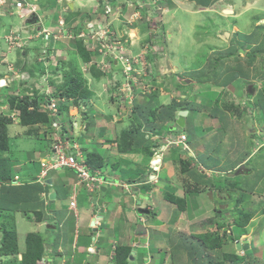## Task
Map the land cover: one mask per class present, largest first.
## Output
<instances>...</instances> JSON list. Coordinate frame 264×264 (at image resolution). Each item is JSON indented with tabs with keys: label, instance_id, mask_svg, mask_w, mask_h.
<instances>
[{
	"label": "crops",
	"instance_id": "0c3cea01",
	"mask_svg": "<svg viewBox=\"0 0 264 264\" xmlns=\"http://www.w3.org/2000/svg\"><path fill=\"white\" fill-rule=\"evenodd\" d=\"M30 1L37 4L39 15L43 18L44 24L50 26L51 29L57 26L58 19L62 15H65L67 19V26L69 25L70 28L76 31H85L86 33L92 30V27L97 28L106 21L103 16L104 7L98 0H64L62 4H59L58 0ZM112 1L114 6H124L125 4L129 5V3L136 5L141 2L146 4L145 9L141 11V19L133 25L126 24L127 20L124 19L125 16L114 22L112 21L110 25V28L117 32L120 37L124 36L127 38L128 33L134 36L132 45L126 43L133 54H138L146 43L156 46L159 51L164 49V52H166V48H168V38L166 36L168 35L171 39L174 37L173 33L170 32V27L173 28V26L168 27V25L171 24V22L176 23V27L174 28L184 34L181 33L183 36V38H181L183 43H181L182 48L180 50L189 51L190 57L195 58L198 55L195 48H200L202 50L204 47L207 51L209 49L208 56L202 61L203 65L199 62L198 65L194 66V71L197 69H204L205 67L210 68V66H213V64L217 62V60H213L211 57V47L203 43H196L197 41L193 39V35L198 34L197 28L203 27V25L207 26L209 23L212 24L213 28L209 27L205 36L213 37L211 38L212 47H215L217 52L225 53V56L230 55L228 52L237 49L242 58V52L244 50H239V48L236 47L241 43L250 41L253 35L256 36L257 34H261L259 39L254 40V42L259 41L257 46L263 45L264 43V27L259 28V22L262 18L259 22H257L259 19L257 18L254 24L255 26H250V29L244 30L242 28V26L246 25V23L241 24L239 21L242 17L241 14H243L241 10L242 7H240L242 0H164L162 4H159L163 12L155 11L151 5V0ZM218 3H222V7L224 8L221 7V10H217ZM261 4L260 6H252L251 9L248 7V10H246L244 14L250 12L259 13V11L261 14V8H264V0H262ZM126 7H124L125 10L123 9V11H127L128 15L135 10L132 6ZM63 9H66L65 13H63ZM18 14L19 12L12 9L11 3L0 9L1 32L2 30L3 33L11 29L15 30V20L18 21L20 18ZM112 18L113 17H111V19ZM34 21L33 19L28 22L30 24V22ZM187 29L189 30L187 31ZM241 30L245 32L243 33ZM219 33H224L225 36L226 33H228L229 36L226 37L227 42H222L220 39L218 40V37H220ZM76 40L78 41L81 39ZM213 40L218 41L217 44L213 43ZM158 42L161 43L159 44ZM1 43L2 41H0V46L3 44ZM40 44L42 45L43 43L40 42ZM183 46L185 47L183 48ZM217 47H220V49H217ZM39 48L41 50V46ZM193 49L196 53H193ZM64 52L66 51L64 50ZM68 52L69 51H67V53ZM217 52L214 53L215 56ZM77 54L76 52V55ZM27 56L23 54V58ZM222 60L225 65V73L222 72L220 76L215 75V77L219 79L218 83L215 81L216 79L213 78V83H205V85H208L213 91L222 90L225 93L229 92L232 96L230 103H234L236 107L216 108V106L211 104L213 99H210V102L207 104L202 102L204 106L206 105L204 110L193 113L199 116L207 115L208 118L205 124L201 121L202 124L199 125V129L206 131V137L204 139L198 138L192 142H190L188 138V145L191 153L185 154L183 152V156L188 154L187 161L190 160L191 163L190 172L187 173L189 176L191 175L193 179V189H191L192 191L190 190V194H186V192L184 194V190L179 188V184L174 178L175 173H177L179 169L177 164L179 159H181L180 156L174 155L172 158H168L166 157L167 151L164 153L162 171L161 167L158 168V172L161 171L159 174V183L147 184V180L149 179L148 176L150 175L149 167L152 155L148 154L149 157L147 156L148 159L146 160V155L141 151L125 150L124 152V150L120 149V145L115 142L116 139L118 140L117 137L121 131L126 130L125 132L130 134L137 123L135 117H128V122L121 124H117V121H119V119L121 120L122 117H127V112H135L131 109L121 108L117 103L113 106V104L107 102L108 100L105 96L101 97V101L103 102H98V104L95 103V108L97 110V126L100 129V131H97L100 132V134L98 133L97 142L93 143V147L99 146V149L95 151L92 149L93 147H88L86 150L88 153H97L102 157L103 165L94 169L96 171L99 170L103 179L107 181H117V175H121V173L127 170L123 169V167H125L128 162H133L140 166L137 180H129V176L122 177L118 180L121 184H124V187L121 188L123 190V195L119 196V199L114 194L108 195L107 197L101 195L102 193H107L108 188H118V186L108 188L102 187L101 194L97 191L93 195H88L84 188L78 187L76 172L68 168L51 171L50 180L52 184L40 185L38 178L42 171L41 162L48 159L52 153L55 137L49 132L44 133L46 135L44 138L28 136L26 134L27 127H20L17 121L10 126V149L5 157L8 159L10 167L14 170V177H12L11 182L0 181V210H3L2 213H4L6 209H9L10 211L8 212L10 213L15 212L16 214L18 212L21 214V217L16 219V222L18 221L16 231L18 232L22 230L21 228H23L25 220L35 225L31 227V230L34 231L31 233L45 234L48 230H50L51 233L55 232L54 234L56 235L52 241L46 245L47 250L44 259L38 264H115L114 244L128 245L133 248L134 257L130 260V264H136V259L139 255H141V258L144 260L142 264L148 261V256L152 258V260L150 259L152 264H166L167 257L169 258L172 254V252L167 251V249L172 250V246H176L177 248L179 243L182 245L176 252L181 259H184L186 253L184 242L182 241L183 237H189L192 234L201 235L215 230V226L208 222L210 219L213 220L215 212L217 211V205L219 206L216 202V195H218L219 198H221L220 195H222L225 201L229 200L228 197H231V194L219 190L221 185L215 182V178H222L221 175L227 173L232 174L238 172L235 173V175H229V178L235 177L236 179L242 180L240 184H238V182H236V184H238V188H242L245 193L250 194V197H247L244 196V193H241L247 202L252 204L255 199V201L264 205V163L255 165V162H253L254 158L261 157V153L264 151V96L262 92L264 86H262V90L258 88L259 79L264 81V76H258V73L248 76L246 67L243 66L246 61L245 59L237 60L234 58L222 57ZM165 61L166 60L163 62ZM163 62H161L163 67H159L156 79L151 78L153 84L161 83V88L165 84L163 82L168 81L165 79L166 73L169 74L166 76V78L169 79L172 78L176 72L173 70L174 66L171 61L165 62V66ZM151 63L153 66L155 65L154 62L151 61ZM189 63H193L194 65L196 61L192 60ZM32 64H35V61L30 62L28 65ZM35 66L38 69L41 67V70H43L42 67H44L43 65L37 66V64ZM153 66H151V71L154 68ZM209 70L210 73L213 71V69ZM223 74H225V76ZM147 75L148 74H146V77ZM146 77L145 79L147 80ZM62 81L64 82L65 78L60 79L57 85L61 84ZM140 81L145 82L141 80V78ZM183 81L187 86L190 85V82H193H188V79ZM247 83L248 85L251 83V85L248 86ZM248 87H250L251 92L247 90ZM185 90L187 89H181V94L190 93L189 89L187 92H185ZM95 91L92 90L91 92H100L101 95V91ZM181 94L178 97L179 99L193 101L189 100L191 98L187 95ZM242 94L244 96H242ZM173 97L174 96H172L171 101L168 103L166 102V104L162 103L163 101L161 100L160 105L166 106L172 103L174 99L179 101L177 96L176 98ZM210 98L213 97L210 96ZM204 106L202 105V107ZM206 110L207 114L205 113ZM3 111V113L7 114L5 107ZM72 111L73 113L79 114L77 108H73ZM121 112L123 116L118 119L117 115L119 114V116H121ZM136 115L139 116L138 113H136ZM82 116L84 115L81 114V117ZM219 119H221L222 124ZM80 124L85 125L86 123L79 120L77 116V129L81 128L80 126L82 125ZM132 124L134 125L132 126ZM88 126L90 127L91 125L88 124ZM14 128H18V135H21L20 139L32 141L30 143L37 140L42 147L37 148V151L34 149V151L31 152L32 155L26 153L22 154L25 158L23 156L21 159L15 158L11 153L13 151L11 148V140L15 138V133H13ZM88 129L89 128H87L86 131H88ZM172 129L176 130L175 127H172ZM146 134L145 138L147 139ZM168 136H171V134L162 133L154 137L162 140ZM138 137L139 135H137V138ZM129 141H131V139ZM24 145L22 146L23 153L25 152ZM221 147L224 149L223 151H221ZM178 149L177 151H179ZM10 157L14 158L11 159ZM14 159L19 160H16L15 163L13 162ZM28 160H30V162ZM156 163L157 166H160L162 159H157ZM169 166L171 167V172L167 175L165 181H162L163 173L169 169ZM241 167H243V170H240ZM181 175L183 174L181 173ZM230 183L233 184V182ZM165 184L172 188L173 193L169 192L170 194L183 197L186 200V210L184 212H179L176 205L166 201L167 204H164L165 209L162 212L160 207L162 200L157 204L154 199L156 206H152L151 209L154 212H158L157 217L149 220L142 216L139 213V207L142 205L149 207L147 201H153L152 193H155L153 188L160 185L162 189V186ZM196 187L201 188V191H195L194 188ZM118 189H120V187ZM118 189L115 190L118 192ZM26 192L28 194H26ZM53 193L57 195L55 199L51 201L49 197ZM226 195H228V197H226ZM238 195H240V193ZM72 201L76 202L75 211L71 209ZM140 201L142 205H139ZM224 205H221V207ZM167 209L171 211L169 222L172 220L174 224L176 223L174 227H169V230L164 223L155 222L156 220L161 221L165 217ZM40 212L42 213L41 220H39V215H37V213L40 214ZM219 213V215L223 217V222L226 223L230 221L229 217L224 215V211H219ZM109 215V219H111V230L120 231V238L114 236L111 240L107 241L101 233V228L103 221ZM1 218L2 215H0V219ZM96 218L98 219V223L96 228H93L92 226ZM263 218L264 209L253 213V219L250 221L246 230V237L242 236L241 239L247 238L249 243L252 244V230L254 227L256 228L255 224L257 221ZM151 221L152 224H150ZM139 225H144L148 229V241L145 247L142 246L141 243L135 241L137 238L136 230ZM6 227H9L7 223L4 225L0 222V240L3 238ZM27 227L28 225H25L23 230H28ZM250 227L253 228L250 229ZM240 233L244 234L245 230L238 229V233L233 232V235L236 234L237 236L240 235ZM19 234H23V231ZM155 234L162 238V241L155 243L156 248L165 250L160 257L161 259L157 261L154 259V255L151 252L153 248L151 242ZM18 245L19 253L16 255L2 256L0 254V264H22V253L26 246L24 249L22 248L21 237H19ZM143 251L145 253H143ZM54 259L58 261L55 262Z\"/></svg>",
	"mask_w": 264,
	"mask_h": 264
},
{
	"label": "rangeland",
	"instance_id": "374dc122",
	"mask_svg": "<svg viewBox=\"0 0 264 264\" xmlns=\"http://www.w3.org/2000/svg\"><path fill=\"white\" fill-rule=\"evenodd\" d=\"M261 2H262V0H242L240 7H242L241 10L243 11V14H244V12H246V10H248V7H250L249 9H251L252 6L253 7L254 6H260ZM111 5L113 7L112 15L110 16V18H106L107 15L105 13H103V16L105 17V19H107V21L111 20L114 22L117 19L119 20L120 18H123L124 12L122 10V6L121 5L114 6L112 4V2H111ZM222 6H223L222 3H218L217 10H221L222 8H224ZM121 13H122V16H119ZM243 14H241L242 17L240 18L239 21L241 24L246 23L245 26H242V28L244 30L250 29L251 28L250 26H255L254 24L256 23L257 18H259L257 20V22H259V20L262 18V20L259 22V28L264 27V21H263V19H264V8H261V14H260V11H259V13L258 12H250V13H245L244 15ZM18 16L20 18L18 19V21L15 20V25H14L15 30L11 29V30L3 33V30L1 32V29H0V41H2V43L4 44L3 45L1 43L2 46H0V116L1 115L2 116H8L9 118H11V120L15 119L17 122H19L20 127H27L26 134L28 136H36L38 138L39 137L44 138V136H46L44 133H45L46 129H48L47 126L43 127L44 122L38 123V124H41V127L38 125H32L29 127L24 126L22 124L20 116L17 115V113L15 112V109H16V107H18L20 105H22V106L26 105V106H28L29 111H30V108H35L36 106H38V107L42 106L44 103H46L48 101V99L52 95H57L58 97L64 99L65 95H60V93H58V92L62 91L65 85H61L60 89H58L57 90L58 92H57L56 86H58L57 85L58 81H60V79H62V78H66V76H69L72 78V76L75 75L78 77L77 79L80 80L81 87L86 88L87 91H89V93H90V95L88 96L89 99L82 101L83 106L86 107V111H84V112L87 113V116L82 117L81 120L86 124L84 125V128H83V124H80V125H82V126H80L81 131L80 130L77 131L76 140L79 142V144L83 148H85V149H87L88 147L92 148L93 143L97 142L98 133L100 134V132H98V131H100V129L97 126V120H96L97 110L95 108V103L98 104V102H103V101H101L102 100L101 97L105 96L108 100L107 102L110 104H113V106H114V104H116V102L114 100L115 99V92L117 91L118 88H121V86H123V83L126 81V78H125L124 74L122 73V66H121L120 59L123 57H126L125 55L127 53L129 54V52H131V51L127 46L128 43L127 44L125 43V37L124 36L120 37L118 35V33L114 31L116 38H118L121 42L122 48L118 47V49L114 50L113 55H110L111 53L107 50V48H104L103 52L108 53L109 54L108 56L100 54V53H98V51H92V48L86 42V40H83V43L86 46V50L89 52L90 56L93 55L91 57L92 59L85 62L84 60H82V58L78 54L76 55V52L78 53V46L76 44L77 40L75 38H73V39L64 38L63 39L62 37H60L57 40H55L52 37V39H47L48 37L46 34L45 35L39 34L42 30L39 28L40 27L39 22L44 23V20L41 17V15L36 17L33 15H26V14H24V12H21L18 14ZM111 17H113V18L111 19ZM31 18H34V19L39 18V20H41V21L36 19V22L35 21L30 22V24H29L28 21L33 20ZM64 18H65V22H66V31L69 34L73 28H70L69 25L67 26V19H66L65 15H64ZM44 26L46 28L50 27L46 24H44ZM169 26H173V28L170 27V32L173 33L174 37H173V39H171V38H169L168 35L166 36L168 38V48H166V52H164V49H162V51H158V49L156 47L154 51L146 52L145 50H141L139 52V54L137 55V56H141V58H144V59L146 57V65H147V69L149 70L146 78H147L148 82H150V83H152V81H153L151 78L156 79L159 67L162 66L161 62H163L164 60H166L165 62L171 61V63L174 66L173 70L176 71L175 75L169 79L166 78V76L169 75L166 73L165 79L168 81L163 82L165 84L163 85L162 88H161V83L160 84H158V83L153 84V86L150 87L153 90V92L151 94H149V96H151L152 94L157 95L155 103H153V105H150V106H152L151 108L156 109L157 108L156 106L161 107V105H160L161 100L163 101L162 103L166 104V102L168 103L169 101H171L172 96H174L173 98H176V96H177V99H179L178 97L181 94V92H180L181 89H187V90H185V92L190 90L189 94L182 93L181 95L185 94L191 98L189 100H193V101L197 102L198 104H201V107L198 109L199 111H202V110H204V108H206V105L204 106V104L202 102H205V104H207L208 102H210V99L216 100L217 104L215 103L214 106H217V107L219 106V108H221V106L226 107L229 104H231L233 107H236V106H234L233 103H230V100H232V96L229 92L225 93L221 89H220L221 91H218V90L213 91L208 85H205V84L200 85V84L195 83V81L193 80L192 73H196L198 71V69L194 71L193 68H195L194 66L198 65L199 62L203 65L202 61H204L205 57L208 56L209 49L207 51V49L204 47L202 48V50L200 48H195L197 53H198L197 57H195V58L190 57L189 51L180 50L182 48L181 43H183V41L181 40V38H183V36H182L183 33L181 32L182 33L181 34L179 32V30L174 28V27H176V23L171 22V24H169L168 27ZM193 26H191V27H193ZM209 27L213 28L211 23H209V25H207V26L203 25V27L197 28L198 34L193 35V39H195L197 41L196 43H200V44L203 43V44H206L208 47H211V50H210L211 57L213 60H217L216 56L214 54L217 51H216L215 47H212L213 44L211 43V38H213V37L205 36ZM188 30L189 29H187V31ZM241 31L243 33L245 32L243 30H241ZM11 32L14 34V38H15L14 41L12 40V42H13L12 44L9 43V38H8V37H10ZM78 32H81V31H78ZM83 32H85V31H83ZM8 34H9V36H8ZM200 34H201V36H200ZM219 35H220V37H218V40L220 39L222 42H227L226 37H228V36H225L224 33H219ZM260 35L261 34H257L256 36L253 35L250 41H246L243 43L244 47H241L242 43L237 45L236 48H239V50H241L243 48L242 50H244V51L243 52L241 51V52L243 53L244 58H245L246 53L251 54L252 52H254L257 49L256 46H257V43L259 41L254 42V40L259 39ZM162 37H163V34H162ZM118 39H117V41H119ZM40 42H42L43 44L41 45ZM217 42L218 41L213 40V43L217 44ZM158 43L160 44L161 42H158ZM107 44H109V43L107 42ZM35 46H37V47H35ZM40 46H41V50L39 48ZM97 46H99V45H97ZM184 47L185 46H183V48ZM261 48L264 52V43L261 46ZM38 49L40 50V52ZM63 49L66 52H64ZM217 49H220V47L219 48L217 47ZM67 51H69L68 52L69 54L67 53ZM196 51H194V49H193V53H196ZM131 53H133V52H131ZM23 54L25 56H27V55L28 56L26 58L25 57L23 58ZM218 55L220 57H223L225 55V53H220ZM134 56H136V55H134ZM109 58H111V60L112 59H114V60H112V62L108 61L110 63V65H108V64L105 65L104 61H107ZM141 58H139V59L142 60ZM192 60H195L196 64L193 65V63H189ZM32 61H35V64L28 65ZM151 61L155 63L154 66L151 63ZM221 61L222 62H218V65H217V67H215V69L213 66H210L209 69H213V71H211L210 74L213 73V75L220 76L222 74V72L225 73V70L223 69L224 62H223V60H221ZM47 62H49V64ZM51 62H52V64H51ZM91 62H93V63H91ZM157 62H159V63H157ZM165 62H163V65L165 64ZM44 63L46 64V68L44 69L46 72H41V67H39V69H38L35 65L37 64V66L38 65L42 66V65H44ZM263 63H264V54L259 55L258 60L256 61V65H252L251 68H249L250 76L254 75L257 72L259 74L258 76H262L264 71L262 70L263 73L261 74L262 71L260 70V68H258V65L263 64ZM213 65H216V64H213ZM151 66L154 67L152 71H151ZM166 67H167V65H166ZM134 68L137 69V71H141V67L139 68V65L137 67H134ZM34 69H36V70H34ZM102 69L104 72H101ZM155 70H156V75H155ZM201 71H203V70H201ZM98 73H101L103 75L98 74ZM223 75L225 76V74H223ZM203 78L205 79L204 76H203ZM186 79H191L193 82H190V85L187 86L184 84V81H183ZM166 80H164V81H166ZM259 81L260 82H258V88H260V90H262V86H264V81L261 79H259ZM210 85H212V84H210ZM247 85H248V83H247ZM249 85H251V83H249ZM69 86L70 85L67 82L66 87H69ZM252 89H254V88H252ZM67 90H69V89H67ZM92 90H94V91L96 90L95 92L101 91V95H100V92L99 93H92L91 92ZM247 90L249 92H251L250 87H248ZM136 93L138 94V97H137L138 98L137 102H139L138 104H142V105L146 104L147 98L145 96H141L140 93L138 92V90L136 91ZM210 96L213 98H210ZM242 96H244V95L242 94ZM12 98L15 100L14 107L12 106V103H11V100H13ZM167 105H170V104H167ZM202 105L204 107H202ZM231 105H229V106H231ZM4 107L6 108L7 114L3 113ZM10 108H12V109H10ZM84 112L80 110V114H82ZM192 113L193 112H190L191 115L186 118V125H185L184 129L178 128L177 131H172L171 128H164V133L179 136L182 132H185V134H187L190 142L195 141L198 138L204 139L206 137V131H204L203 129H199V125L202 124V122H203V124H205V122H207L206 119L208 118V116L207 115H204V116L200 115L199 116L198 114H192ZM205 113L207 114V110ZM117 116L119 119L120 117L123 116V113L121 114V116H119V114ZM202 116H203V118H202ZM128 117L137 118L136 112L135 113L127 112V117L125 116V117H122L121 120L119 119V121H117V124L128 122ZM141 123H144V120L141 121ZM88 124H90L91 126L89 127L88 131H85V126H87ZM133 125L134 124H132V126ZM136 125H138V124L136 123ZM125 131L126 130L121 131V133L117 137L119 141L116 139L115 142L120 145V149L122 147H124V145H125L128 148V151H130V147H129V144H130L129 140L130 139L126 138V135L123 136ZM13 133H15V138H13L11 140V148L13 149V151L11 153L15 158L21 159L22 156L25 158V156L22 154H25V153L31 154V152L34 151V149H35V151H37V148L42 147L41 144L37 140L33 141V143H30L32 141H30V140L25 141V140L20 139L21 135H18V133H19L18 128H14ZM51 134L54 137L56 135V131L53 129ZM151 137H153V136H150V138ZM155 140L156 139L153 138V141H155ZM166 140H172V139L170 137H168V138L164 139L165 142H166ZM153 141H151V142L153 143ZM23 145H24V151H25L24 153L22 152V146ZM92 149L97 151L99 149V146L93 147ZM177 149L172 148V149L167 150L166 157L172 158V156H174V155H179L180 158L183 159L187 163L188 154L186 156H183V151L180 150V148L178 149L179 151H177ZM123 150L125 152L126 149H123ZM132 150H134L136 152L141 151L144 155H146V160L149 157V155L147 153L148 151L144 147L140 150H136L135 148H133ZM223 150L224 149L221 147V151H223ZM14 157H10V158L13 159ZM33 157H34V155H33ZM201 158H204V157H201ZM16 160H19V159H14L13 162H15ZM30 160H32V159H30ZM30 160H28V161L30 162ZM156 161L154 162V164H156ZM188 162H189L188 164L191 166L190 160H188ZM196 162H198V161H196ZM204 162H205V160H204ZM253 162H255V165L256 164L260 165V164L264 163V151L261 153V157H255ZM177 165H178L179 169L177 170V173H175L174 178H175L176 182H178L179 188L181 190L183 189L184 190L183 193L185 194V192H187V189H189V191L191 189H193V179H192L191 175L189 176L188 174H183V172H181L182 166L179 164H177ZM123 169H127V170L125 172L121 173V175L120 174L117 175V181L120 180V178L127 177V176L130 177L129 180L133 179V181H134V179L135 180L138 179L137 175H139L140 166L134 164L133 162H128L126 164V166L123 167ZM170 172H171V167L169 166V169L163 173L162 181H165V179L167 178V175H169ZM181 173L183 175H181ZM150 176H151V174L148 176V178H150ZM240 177H242V176H240ZM182 178H183V181H182ZM222 179H225V180H222ZM125 180H127V179H125ZM215 180H216L217 184H220L222 187H225V190L227 191V193L231 194V197H233V198L228 197L229 200H226L227 201L226 202L223 199L222 195H220L221 198H219V196L216 195V202L219 204V206L217 205V211L215 213L216 215L219 213V211H224V214L226 216L230 217V220L234 221L233 217H236L238 215V212L244 211V209H246V211H244L243 216H245V214H250V212L253 215V213H255L256 211H261L262 209H264V205H262V203L260 204L257 201H255V199L253 200L252 204L247 202L245 200V198H243V196H242L243 194H241L243 192V190H241V192H238V194L240 193V195L237 194V197H235V195L232 194V192H236L238 186L236 187L235 190L232 191V189L228 187V184L232 185L230 182H233V181L238 182V184H240L242 182L241 179H236L235 177L234 178L218 179V177H216ZM117 181H115L116 185L118 186V188L120 187V189L108 188L107 193L104 194V193H102V191H100V194L102 193L101 195H103L105 197H107L108 195L110 196V195L114 194L119 199V196L123 195V190L121 189L122 188L121 183L119 181L118 182ZM115 189H118V192ZM153 191L155 192V193H152L153 201L149 200V201H147V204L149 207L156 206V204L154 203V199L156 200L155 202L157 204H159L160 203L159 201L162 200L161 201L162 204L160 207H161V211L163 212V210L165 209L164 204H167L166 203L167 200L165 199V196L169 192L173 193L172 188L169 187V185L165 184L162 186V189H161L160 185H157L156 187L153 188ZM247 197H250V195L247 194ZM239 198H243V200H245L246 202H244L243 205H241V204L237 205L236 201ZM221 205H224V206L221 207ZM1 206H2V203H1ZM167 206H171V205H167ZM2 211L3 210H0V215H2L0 222H2L4 225L6 223H7V225H9V227H6V229L8 228L7 230H9V232H11L13 234L16 233L18 242H19V237L22 238V248L24 249V247L26 246L25 240L27 238V235L31 232H34L31 230V227L35 226V225L32 223H29V222H27V220H25V223L23 224V228H21L22 230L18 229L19 230V232H18V231H16V229L18 227L17 226L18 221L16 222V219H19V217H21V214L18 212L16 214H15V212L10 213V212H8V211H10L9 209L8 210L6 209V212H4V213H2ZM153 212L154 211H152V213ZM166 212L167 213L165 214V217L161 221L156 220L155 222H159L161 224L164 223L165 226H167V229L169 230V227H172V226L174 227V225L176 223L174 224L172 222V220L169 222V219L171 216L170 209H167ZM154 215H155L154 218L157 217L158 212H154ZM109 217H110V215L107 216L106 219L103 221V225L101 228V233L103 234L104 238L107 241L111 240L114 236H118L120 238V233H119L120 231L117 232V231L111 230V219H109ZM213 218H215V217H213ZM3 221H5V222H3ZM152 221H154V220H152ZM152 221L150 222V224H152ZM25 225H28V227H27L28 230L24 231L23 229H24ZM255 226H256V228L254 227V229L252 230L253 237H251V239L253 241V243L251 244L252 248L250 251H248L249 256H250L249 259H253V262L251 264H264V218L258 220L257 223L255 224ZM251 228H253V227H250V229ZM22 231H23V234H19ZM235 232L238 233V229H235ZM54 233L55 232L51 233V231L48 230L47 233L41 234V236L44 238V241L46 242V245H48L49 242L52 241V239L56 235ZM158 241H162V238L155 234V236H153V241L151 242L153 245L151 252L153 253L154 259L156 261L158 259H161L160 257L163 254V252L159 254L158 249L156 248L155 243H157ZM231 248H233V249H231ZM235 248L237 249V247H235ZM236 249H234V246L232 244H230L227 247H225L223 250L218 251L219 257H216V259L223 261V259L221 257V255L223 253H227L229 255L234 253V254H237L241 258V263L240 262L239 263H232V262L227 261L226 264H248V258L245 256V254L243 252H237ZM167 251H169V252L171 251L172 254L169 256L170 259L167 257L166 264H175V262H174L175 258L174 257L178 256L177 252L175 250V247L172 246V250L167 249ZM143 253H145V252L143 251ZM216 256H218V255H216ZM95 258H97V257H95ZM176 258L179 259L178 263H176V264H190L187 256L184 257V259H181L179 256ZM54 261L57 262L58 260L54 259ZM143 262H144V260L141 258V255H139L136 259V264H142Z\"/></svg>",
	"mask_w": 264,
	"mask_h": 264
},
{
	"label": "trees",
	"instance_id": "16d2710c",
	"mask_svg": "<svg viewBox=\"0 0 264 264\" xmlns=\"http://www.w3.org/2000/svg\"><path fill=\"white\" fill-rule=\"evenodd\" d=\"M76 44L78 46V55L82 58V60L87 62L90 59H92L91 57L93 55L90 56L89 52L86 50V46L84 45L83 40H78ZM261 46L262 45L256 46L257 49L251 54L246 53L245 58L243 57L241 58V54L238 53L239 51L237 49H234L228 52L230 55L228 56L224 55L223 57L230 58V59L234 58L237 60L245 59L246 61L244 62L243 66L246 67V72H247V75L249 76L250 75L249 68H251L252 65H256L255 62L258 60L259 55L264 54ZM242 47H244L243 43H242ZM218 54H220V52H217L216 54L217 62H216V65H213L214 69L215 67H217L218 62L222 60V57H220ZM233 68H236V67H233ZM258 68H260L261 71L262 70L264 71V63L259 64ZM201 70L200 71L198 70L196 73H192L193 80L195 81V83H199V84L213 83L214 82L212 80L213 78H215L216 79L215 81L218 83L219 79H217L215 75H213V73L210 74V70L208 67H205L204 69H201ZM263 71L261 73H263ZM98 74H101V73H98ZM203 76L205 77V79L203 78ZM263 76H264V73H263ZM77 78L78 77L75 75H73L72 78L69 76H66L65 78L66 82L64 81L63 82L64 84L62 83L56 86L57 87L56 91L60 89L61 85H65L62 91H59V92L57 91V92L60 93V95H65L67 97L73 98L74 99L73 104L76 106H79L81 100L84 101V100L89 99L88 96L90 95V93L89 91H87L86 88L81 87L80 80ZM67 82L70 85L69 87H66ZM262 92L264 96V88ZM146 98H147L146 104L142 105V104H138L139 102H136L135 109L133 110L134 112L139 114V116L135 118L137 119L136 121L138 125H135L134 129L132 130V132H130V134L128 132H124L123 136L126 135V138L131 139V141H129L130 151H134L132 150L133 148H135L136 150H140L144 147L148 151L147 153L149 155H153V153L151 152V149L156 144L150 138L146 139L145 134L150 133L151 136H156V135L159 136L162 133H164L163 132L164 128H172L174 126L176 127L175 122H176L179 109L187 108L189 112L195 113L196 111H199L198 109L201 107V104H198L195 101H187L186 99L180 98L179 101L174 99L173 102L170 103V105L161 106V107L156 106L157 107L156 109H152L151 108L152 106L150 105H153V103H155L157 95L152 94L151 96H147ZM213 101L214 102H212V105H214L215 103L217 104L216 100L213 99ZM11 103H12V106L14 107L15 100L14 99L11 100ZM61 105L62 106L60 107V116L63 117L64 114L69 109L68 108L69 104L62 103ZM229 105L226 107H229ZM234 106L236 105L234 104ZM216 108H219V106L218 107L216 106ZM16 109L20 110L21 112V121L24 126H32L40 122H44V124L49 125V122L51 120L50 114L43 111L38 106H36L33 111H29V108L26 105L24 106L20 105L16 107ZM190 115L191 114H189V116ZM143 120H144V123H141V121ZM219 120L222 124L221 119ZM12 121L13 120L8 118L7 116H0V181L1 182H7V181L11 182L12 177H14L13 175L14 170L13 168L10 167L9 161L5 157L7 152L10 149L9 148V143H10L9 128L13 124ZM137 135H139L138 138H137ZM150 140L153 141V143ZM158 141L159 140H157V142ZM123 149H126L128 151V148L125 145L124 147L121 148V150ZM88 160H89V165L95 169L103 165L102 157L98 155L97 153H89ZM188 163H189L188 161L186 163L183 159H179L178 161V164L182 166L181 171L183 172V174H187L190 172L191 166ZM155 165H157V163ZM235 173H232V174L227 173L221 176L222 178L223 177L229 178L231 175H235ZM218 179H221V178L219 177ZM222 180H225V179H222ZM39 184L41 185L43 183L40 182ZM237 186L238 184H236V182L234 183V181L232 185H228V187L231 188L232 191L235 190ZM194 190L200 192L201 188L196 187L194 188ZM219 190L227 193V191L225 190V187L221 186ZM241 190L243 189L237 187L236 192H232V193H234L235 197H237L238 192H241ZM242 193H244V196H247L246 195L247 193H245V191H243ZM26 194L28 193L26 192ZM186 194H190L189 189H187ZM226 197H228V195H226ZM165 199L169 201L170 203L176 205L179 212L186 210L185 209L186 200L183 197L174 196L173 194L168 193L165 196ZM244 202L245 200H243L242 198H239L236 201V204L243 205ZM244 211L246 210L244 209ZM244 211L238 212V215L234 217V222H233L237 227L241 229L247 227V225L250 223L251 219L253 218L252 214H245V216H243ZM41 214H42L41 212L40 214L37 213V215H39L38 216L39 220L42 219ZM150 216L154 217V212L152 213L151 210H150ZM219 220H220V217H215L213 218V220L210 219L208 222L215 226L214 231H209L201 235H191L190 237L182 238V241L184 242V246H185V253H186L187 258L189 259L190 264H226L227 261L232 262V263H239V262L241 263V258L234 253L230 255L227 253H223L221 255L223 261L216 259V257H219L218 251L224 249L225 242L227 238L229 237V234L227 233V231L224 232L223 234L221 233L224 224H221ZM3 234H4L3 238L0 241V254L2 256H5V255L10 256V255H16L17 253H19V245H18L16 233L13 234L9 232V230L6 229ZM25 242H26V248L22 253V256H23L22 264H38V262L42 261L43 258L45 257L46 250H47L46 242L44 241V238L41 236V234L29 233L27 235ZM232 244L234 245V242H232ZM181 245L182 244L179 243L177 248L175 246V250L180 249ZM131 252H132L131 246H126V245L119 246L117 248L116 255H115V263L116 264H130ZM158 252L160 254L162 252H165V250L158 249ZM245 256L248 258V264L249 263L251 264L253 262V259H249L250 257L249 252H246ZM176 257H174L175 264L178 263L179 261V259Z\"/></svg>",
	"mask_w": 264,
	"mask_h": 264
},
{
	"label": "built area",
	"instance_id": "2783aa9c",
	"mask_svg": "<svg viewBox=\"0 0 264 264\" xmlns=\"http://www.w3.org/2000/svg\"><path fill=\"white\" fill-rule=\"evenodd\" d=\"M64 0H58L59 4H62ZM100 4L104 7V13L107 15L106 18H110L113 12V7L111 5V0H98ZM164 0H151V5L154 9L157 11L162 10V7L159 6V4H162ZM11 3L12 9L15 11L21 13L24 12L26 15H33L38 17V6L35 2H31L30 0H0V9L2 7L7 6ZM138 7V10L134 11L131 20L129 22H135L139 19H141V10L146 7V4L144 2H141L139 4H136ZM128 6H133L131 3H129ZM66 9H63V13H65ZM122 13L119 15L121 16ZM39 20V18H37ZM105 19V17H104ZM106 21L103 24H100L99 27L95 28L92 27V30H89V32L86 34V32H78L76 30H71L68 34L66 31V22L64 15H62L58 19V24L55 28L51 29L46 28L44 26V23H40V29L41 32L39 34H46L47 39H52V37L57 40L58 38L62 37L69 38V39H83L86 40V42L90 45L92 48V51H98V53L103 54L105 56H108V53H104L103 49L107 48V50L111 53L110 55H113V51L119 48H122L121 42L118 38H116V35L114 31L110 28L111 20ZM41 21V20H39ZM13 32V31H12ZM10 33L9 43H13L14 41V34ZM9 36V34H8ZM72 36V37H71ZM117 39L119 41H117ZM46 40V39H45ZM107 42L110 44H107ZM48 43V42H47ZM46 43V44H47ZM99 45V46H97ZM147 49L155 50L156 46L147 45ZM158 49V48H157ZM126 57H123L120 59L121 66H122V73L124 74L126 78V83L121 86V88H118L115 92V98L120 103L121 106H125L126 101L123 98H120L118 96L119 92L120 94L124 93L125 91L129 92V95L126 97L129 98V105H132L134 101V94L133 89L135 87H139L138 85V78L137 76H140L141 73L145 76L147 65H146V59L141 58V56L136 57H129L125 55ZM141 58L142 60H140ZM146 58V57H145ZM114 60V59H113ZM108 61H112L111 58H109L105 62V65L110 63ZM49 64V62H47ZM93 63V62H91ZM46 66V64L44 63ZM139 65L141 67V71H137L134 67ZM103 71V69H102ZM134 71L135 75L132 73ZM151 85L148 84H142V93H150L151 92ZM57 99L51 97L48 99L46 103H44L41 107L44 110H47L51 113V121L52 125L56 129H61V122H60V108L58 104ZM33 109V108H31ZM185 141V137H181L177 141L171 140L169 141V145L173 144H182ZM42 172L39 176V181L43 184L46 183V179L49 176L50 171L55 169H64L69 168L71 170H74L78 177V187L84 188L86 193L88 195H93L96 191H100L103 186H115L116 184L111 181H107L103 179V176H101L99 170L92 169L88 164V158L83 153L82 146L77 141H70L69 139L59 136L57 144L54 147L53 153L48 158V160L41 162ZM154 170H157L158 167L154 166ZM76 206V202H71V209H74Z\"/></svg>",
	"mask_w": 264,
	"mask_h": 264
},
{
	"label": "clouds",
	"instance_id": "9594fccd",
	"mask_svg": "<svg viewBox=\"0 0 264 264\" xmlns=\"http://www.w3.org/2000/svg\"><path fill=\"white\" fill-rule=\"evenodd\" d=\"M111 2H113L112 0H111ZM130 7V6H128V4H125L124 6H122V10L124 9L125 10V8L124 7ZM137 5H133L132 7H134L135 8V10L134 11H136V10H138V8L136 7ZM126 7V8H127ZM145 9V8H144ZM144 9H142V10H144ZM141 10V11H142ZM155 11H156V9H154ZM134 11H132L131 12V14H129L128 15V12L127 11H123L124 12V16H125V18L124 19H126L127 20V22H126V24L127 25H133L134 23H136V22H138L139 20H137V21H135V22H129V20H131V17H132V15H133V13H134ZM122 12V13H123ZM158 12H163V10H160V11H158ZM38 13H39V11H38ZM122 16V15H121ZM123 16V17H124ZM31 19H34V18H31ZM37 19V18H36ZM36 19H34L35 20V22H36ZM57 24H58V22H57ZM133 37L134 36H131L130 35V33H128V35H127V38H125V43H128L129 45H132V40H133ZM81 40H83V39H81ZM147 45H151L150 43H146L145 45H144V47H143V49L142 50H145L146 52H149V51H153V50H150V49H147ZM151 46H153L154 47V45H151ZM243 49V48H242ZM159 51V50H158ZM139 54V53H138ZM138 54H133V53H131V52H129V54L127 53L126 55L127 56H129V57H136ZM134 55H136V56H134ZM246 55V54H245ZM244 56V55H243ZM102 58V57H101ZM146 59V58H145ZM113 60V59H112ZM112 62V61H111ZM113 64V63H112ZM223 64V63H222ZM114 65V64H113ZM44 67H43V70H41L42 72H46L44 69L46 68V66L45 65H43ZM115 66V65H114ZM138 66V65H137ZM137 66H135V67H137ZM139 68H140V66H139ZM147 71H149L148 69L146 70V74L148 73ZM101 72H104V71H102L101 70ZM134 75H135V73H134V71L132 72ZM145 77H146V75L144 76L143 75V73H141V75L140 76H137L136 78H138V85H139V87H135V86H132V87H134V89H133V94H134V101H133V103H132V105H129L128 104V102H129V98L128 97H126L127 95H129V92L128 91H125L124 93H122V94H120V92H119V94H118V96L120 97V98H123L125 101H126V103H125V106H121L120 105V103L116 100V98L114 99L115 100V102L118 104V105H120V107L121 108H124V109H131V110H134L135 109V104H136V102H137V97H138V94L136 93V91L138 90V92L140 93V95L141 96H145V97H147V96H149V94H151L152 92H153V90L152 89H150L151 90V92L150 93H146V94H143L142 93V84L144 83H148V85L149 84H151V87L153 86V82L152 83H150V82H148V81H146V79H145ZM140 78H141V80H143V81H145V82H142V81H140ZM190 81H192L191 79H188V82H190ZM125 82H127V81H125ZM124 82V83H125ZM62 83H63V81H62ZM123 83V84H124ZM184 84L186 85V83L184 82ZM199 84V83H198ZM60 85V84H59ZM155 87V86H154ZM51 97H53V98H55V99H57V100H59L58 101V104H59V108L62 106L61 104L62 103H68L69 104V109L67 110V112L64 114V116L63 117H61L60 118V122H61V129H56L53 125H52V121L50 120V122H49V125H46V124H43V127H45V126H47L48 127V129H46V131H45V133H51L52 132V130L54 129L55 131H56V135L54 136L55 137V140H54V142H55V144H54V147H55V145L57 144V141H58V137L59 136H61V137H63V139H65V138H67V139H69L70 141H77L76 140V136H77V131L78 130H80V129H77V127H76V117L78 116L79 117V120H81V118L82 117H86V115H87V113L86 112H84V111H86V107H84L83 106V104H82V101L83 100H81L80 101V105L79 106H76V105H74L73 104V101H74V99L73 98H71V97H67V96H65V98L64 99H62V98H60V97H58L57 95H52ZM50 97V98H51ZM128 99V100H127ZM71 105V106H70ZM40 108L42 109V107L40 106ZM73 108H77L78 110H79V114L78 113H73V111H72V109ZM11 109V108H10ZM182 109H184V108H181V109H179V111H178V115H177V118H176V121H177V119L179 118V112H180V110H182ZM186 110H187V108H185ZM34 110V108L33 109H31L30 108V111H33ZM43 111H45V112H47L48 114H50V116H51V113L49 112V111H47V110H44V109H42ZM60 110V109H59ZM80 110L81 111H83L84 113H82L84 116H82L81 117V114H80ZM188 111V110H187ZM15 112L17 113V115H19L20 116V118H21V112H20V110H17V109H15ZM189 112V111H188ZM73 113V114H72ZM189 114H190V112L188 113V115H187V117L189 116ZM8 117V116H7ZM186 117V118H187ZM9 118V117H8ZM186 118H185V125H186ZM11 119V118H10ZM13 120V119H12ZM16 120L14 119L13 120V122H15ZM175 124H176V122H175ZM34 125H38V126H40L41 127V124H34ZM80 126V125H79ZM83 128H84V125H83ZM86 128H89V126L87 125V126H85V131H86ZM178 128H181V127H179L177 124H176V127H175V129L176 130H174V129H172V131H177V129ZM185 128V127H184ZM184 128H182V129H184ZM81 131V130H80ZM150 133H147V138H150ZM168 137H170L172 140H175V141H177L178 139H180L181 137H185V141H184V143H182V144H173V145H169L168 143H169V141H171V140H166V142L164 141V139H166V138H168ZM168 137H166V138H164V139H162V140H160V139H158L159 141L157 142V138L156 137H151L150 139L151 140H153V138H155L156 140L154 141L155 142V144L156 145H154L153 146V148L151 149V152L153 153V155H152V160H151V162H150V167H149V169H150V174H151V176H150V178L146 181L147 182V184H158L159 183V174L161 173V171H162V168H163V162H164V153L167 151V150H169V149H172V148H180V150H182L185 154L186 153H191V150H190V147H189V145H188V142H189V140H188V136H187V134H185V132H182L179 136H176V135H171V136H168ZM78 142V141H77ZM79 143V142H78ZM164 143V144H163ZM54 147H53V150H54ZM83 148V147H82ZM53 150H52V153H53ZM51 153V154H52ZM83 153L86 155V157L88 158V151L85 149V148H83ZM51 154H50V156H51ZM49 156V157H50ZM157 159H162L163 161H162V163L160 164V167H161V171L160 172H158V169L157 170H154L153 169V167L154 166H157V165H155L154 164V162L157 160ZM46 160H48V159H46ZM88 164H89V160H88ZM90 166V165H89ZM91 167V166H90ZM158 167V166H157ZM92 169H94L93 167H91ZM64 169H67V168H64ZM69 169V168H68ZM55 170H58V169H55ZM53 171V170H52ZM42 172V171H41ZM51 172V171H50ZM77 175V174H76ZM38 180H39V178H38ZM48 180H50V173H49V176H48V178L46 179V183L44 184V185H47V181ZM40 182V181H39ZM111 182H114L115 184H116V182L115 181H111ZM122 185V187H124V184H121ZM115 186H117V185H115ZM115 186H103V187H106V188H108V187H115ZM101 190H102V188H101ZM100 190V191H101ZM99 191V192H100ZM97 192V191H96ZM139 205H142L141 204V201H140V203H139ZM140 209H147V210H149V212H150V210L151 211H153L152 209H151V207H147V206H140L139 207V210ZM72 210H74L75 211V208L74 209H72ZM184 212V211H183ZM140 213V212H139ZM216 213V212H215ZM141 214V213H140ZM220 213H218L217 215L215 214V216L214 217H220V223L221 224H224V226H223V229H222V231H221V233L223 234L224 232H226L227 231V233L229 234V237L227 238V240H226V242H225V246H227V245H230V244H232V242H234V248L235 247H237V244L239 243V242H241L242 243V246L244 245V241H246L247 242V244L250 246V248H249V250H244L243 248H241V250H236L237 252H243L244 254L246 253V252H248V251H250L251 250V243H249V241L247 240V238H244V239H241L242 238V236L243 237H246L245 235H246V230H247V227H248V225H247V227H245V228H242V229H244L245 230V233L243 234V233H240V235H237L236 236V234L235 235H233V232L234 233H236L235 232V229H241V228H239V227H237L233 222L234 221H232V220H230L229 222H223V217L221 216V215H219ZM142 216H144V217H146L147 219H153L154 217L152 216H150V213H149V215H146V214H141ZM225 215V214H224ZM226 216V215H225ZM224 216V217H225ZM226 217H228V216H226ZM229 219H230V217H229ZM233 219H234V217H233ZM253 219V218H252ZM251 219V220H252ZM222 220V221H221ZM97 223H98V219L96 218L95 219V223H94V225L92 226L93 228H96V225H97ZM144 226V225H143ZM145 227V229H146V235L145 236H143L144 238H148L147 237V235H148V229L146 228V226H144ZM212 231V230H211ZM137 235V234H136ZM192 235H195V234H192ZM138 237V236H137ZM190 237V236H189ZM232 238V239H231ZM233 240V241H232ZM1 241V240H0ZM147 241H148V239H147ZM253 243V242H252ZM146 244V243H145ZM145 244L144 245H142V246H144L145 247ZM119 246H121V245H118V244H114L113 245V251H115V255H116V251H117V248L119 247ZM126 246H128V245H126ZM47 247V246H46ZM225 248V247H224ZM236 249V248H235ZM132 252H133V248H132ZM131 252V255H130V260H132V258L134 257V252L132 253ZM115 255H114V259H115ZM23 257V256H22ZM44 259V258H43ZM150 259L152 260V258H150V256H148V261L145 263V264H151V261H150ZM40 262V261H39ZM38 262V263H39ZM115 262V261H114ZM21 263H22V261H21ZM116 264V263H115Z\"/></svg>",
	"mask_w": 264,
	"mask_h": 264
},
{
	"label": "water",
	"instance_id": "95a60500",
	"mask_svg": "<svg viewBox=\"0 0 264 264\" xmlns=\"http://www.w3.org/2000/svg\"><path fill=\"white\" fill-rule=\"evenodd\" d=\"M229 12H231V11H229ZM226 36H229L228 33H226ZM187 83H188V82H187ZM188 113H189V112H188L185 108L182 109V110H180V112H179V118H178L177 121H176V124H177L179 127H181V128H184V127H185V118L187 117ZM86 130H87V128H86ZM240 170H243V167H241ZM237 173H238V172H237ZM47 184H48V185H51V184H52V181H51V180H48V181H47ZM56 195H57V194H55V193L51 194L50 197H49V199H50L51 201H53V200L55 199ZM139 203H140V202H139ZM139 212H140L141 214H146V215H149V213H150L149 210H147V209H140ZM136 234H137V236H138V237L135 239V241H136L137 243H141V245H144L145 243H147V238H144V237H143V236L146 235V229H145V227H144L143 225H139V226L137 227ZM244 242H245V243H244L243 246H242V243H241V242H239V243L237 244V249H238V250H241V248H243L244 250H249L250 246L247 244L246 241H244ZM135 251H136V250H135Z\"/></svg>",
	"mask_w": 264,
	"mask_h": 264
},
{
	"label": "bare ground",
	"instance_id": "6f19581e",
	"mask_svg": "<svg viewBox=\"0 0 264 264\" xmlns=\"http://www.w3.org/2000/svg\"><path fill=\"white\" fill-rule=\"evenodd\" d=\"M160 166H158V168H159Z\"/></svg>",
	"mask_w": 264,
	"mask_h": 264
}]
</instances>
